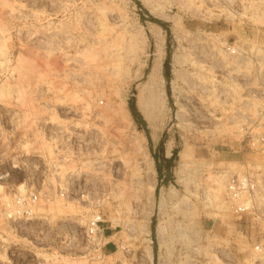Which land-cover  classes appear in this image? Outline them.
Listing matches in <instances>:
<instances>
[{
	"label": "rangeland",
	"instance_id": "obj_1",
	"mask_svg": "<svg viewBox=\"0 0 264 264\" xmlns=\"http://www.w3.org/2000/svg\"><path fill=\"white\" fill-rule=\"evenodd\" d=\"M0 6V264H263L264 190L259 211L236 215L224 187L246 174L264 184L252 140L264 131V0ZM90 129L94 140L77 134ZM95 172L104 190L75 186ZM27 192L35 216L7 219ZM96 211L105 242L91 259L81 231Z\"/></svg>",
	"mask_w": 264,
	"mask_h": 264
},
{
	"label": "built area",
	"instance_id": "obj_2",
	"mask_svg": "<svg viewBox=\"0 0 264 264\" xmlns=\"http://www.w3.org/2000/svg\"><path fill=\"white\" fill-rule=\"evenodd\" d=\"M220 48L230 57L238 58L244 53L242 47H236L227 40L220 44ZM256 52L257 50L252 48L254 56ZM262 75L264 76V71ZM98 104H102V101H98ZM57 132L59 134L58 137H61L64 130L59 127ZM77 134L80 138L87 135L88 139L92 138L94 140L97 132L94 129H90L88 131L83 130V132L79 131ZM64 135L66 136L65 142H68L71 133L65 131ZM252 140L260 144L262 146L261 148L264 149V131L253 135ZM75 186L82 190L100 191L105 189L104 182L101 181L100 178V173L96 172L83 173L82 177L77 178ZM67 188L68 186L66 185L65 189ZM263 190L264 184H261L256 179H252L249 174L242 176L233 175L225 182L224 198L227 202L231 203L232 210L236 215L247 214L255 210L259 211L260 202L258 198ZM38 200V194L34 192L14 194L4 205V216H6L7 219H32L35 216L34 207ZM103 222V215L99 211H96L86 219L81 231V239L83 240L82 252L84 255L91 256V259L102 255L105 242ZM253 250L258 255H264V238L254 243Z\"/></svg>",
	"mask_w": 264,
	"mask_h": 264
},
{
	"label": "bare ground",
	"instance_id": "obj_3",
	"mask_svg": "<svg viewBox=\"0 0 264 264\" xmlns=\"http://www.w3.org/2000/svg\"><path fill=\"white\" fill-rule=\"evenodd\" d=\"M1 7V6H0ZM3 52H4V50H3V48H1L0 47V56L1 55H3ZM223 61V60H222ZM226 61V60H225ZM227 64V63H226ZM263 69V68H262ZM260 70V69H259ZM232 72V71H231ZM259 72V71H258ZM231 73H229V75H230ZM264 78V77H263ZM262 79V78H261ZM264 80V79H263ZM248 116V115H247ZM209 120L212 122V124L213 125H215V123L214 122H216V120H215V118H209ZM47 150H48V148H47ZM55 157H56V155H54ZM53 157V156H52ZM55 157H53V159L55 158ZM52 159V158H51ZM50 159V160H51ZM57 159H59V158H57ZM63 159V158H62ZM52 161V160H51ZM53 162V164L55 165V163H54V161H52ZM56 162V161H55ZM51 163V162H50ZM219 183H221V182H219ZM25 185H24V183H19L18 185H17V190L19 191V192H23L24 191V187ZM217 186H219V188L221 187L220 185H218V182H217ZM218 206V209L220 208V209H223V210H225V207H224V205H223V203L221 202V201H219V203L217 204ZM83 221V220H82ZM80 223H81V221H80ZM84 223V222H83ZM220 250V249H219ZM258 256V258L257 259H259V261H261V262H263V264H264V256L263 255H258V254H254V255H252V256H254V257H257ZM149 257L151 258V253H149ZM213 257V256H212ZM214 258H216V257H214Z\"/></svg>",
	"mask_w": 264,
	"mask_h": 264
}]
</instances>
